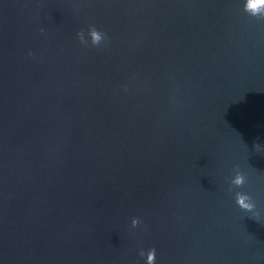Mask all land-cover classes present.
<instances>
[{"label": "water", "instance_id": "1", "mask_svg": "<svg viewBox=\"0 0 264 264\" xmlns=\"http://www.w3.org/2000/svg\"><path fill=\"white\" fill-rule=\"evenodd\" d=\"M246 3L0 0V264H264V19Z\"/></svg>", "mask_w": 264, "mask_h": 264}, {"label": "clouds", "instance_id": "2", "mask_svg": "<svg viewBox=\"0 0 264 264\" xmlns=\"http://www.w3.org/2000/svg\"><path fill=\"white\" fill-rule=\"evenodd\" d=\"M245 11L253 17L264 19V0H247L245 4ZM88 35L91 39V44L93 46H98L102 40L106 39V34L98 30L95 26H90L88 28ZM77 38L79 39L82 45H87L88 41L85 39L83 30L77 32ZM31 56L32 54L29 53ZM127 90V89H126ZM256 148H259L258 143L253 145ZM246 183L245 174L237 168L235 169V175L229 181V191L235 188H242ZM235 203L236 205L246 212H252L255 215V203L250 195L245 192L236 191L235 192ZM139 223L138 219L132 221L133 227H136ZM141 256H144L145 253L142 250L140 252ZM156 260V250L154 248L149 249L146 253V264H155Z\"/></svg>", "mask_w": 264, "mask_h": 264}]
</instances>
